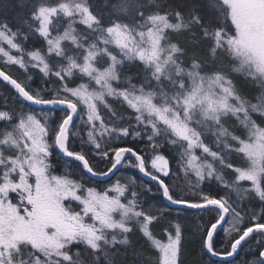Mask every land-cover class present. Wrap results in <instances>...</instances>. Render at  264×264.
<instances>
[{
	"label": "snow or ice",
	"instance_id": "6c2138e0",
	"mask_svg": "<svg viewBox=\"0 0 264 264\" xmlns=\"http://www.w3.org/2000/svg\"><path fill=\"white\" fill-rule=\"evenodd\" d=\"M0 89V264H264V0H0Z\"/></svg>",
	"mask_w": 264,
	"mask_h": 264
},
{
	"label": "trees",
	"instance_id": "16d2710c",
	"mask_svg": "<svg viewBox=\"0 0 264 264\" xmlns=\"http://www.w3.org/2000/svg\"><path fill=\"white\" fill-rule=\"evenodd\" d=\"M2 90L3 89H0V91H2ZM132 173L136 174V170H132ZM174 215H175V213H174ZM186 223L188 224L190 229L194 230V224L192 223L191 220L187 221ZM189 238L191 239V236ZM256 251H257L256 245L252 244L251 250L246 248L244 251H241L235 257V264H242V262L244 260L254 258ZM184 260H185L186 264H197L198 261H199V264H204V262L200 260V256L198 255V245L192 244L191 246H186Z\"/></svg>",
	"mask_w": 264,
	"mask_h": 264
},
{
	"label": "water",
	"instance_id": "95a60500",
	"mask_svg": "<svg viewBox=\"0 0 264 264\" xmlns=\"http://www.w3.org/2000/svg\"><path fill=\"white\" fill-rule=\"evenodd\" d=\"M146 179V178H145ZM215 259V258H214ZM230 259H232V258H230Z\"/></svg>",
	"mask_w": 264,
	"mask_h": 264
}]
</instances>
